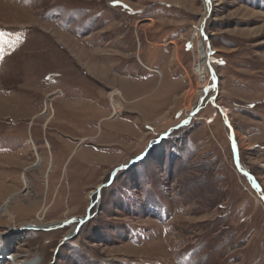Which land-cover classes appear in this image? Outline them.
<instances>
[{
	"label": "rangeland",
	"instance_id": "374dc122",
	"mask_svg": "<svg viewBox=\"0 0 264 264\" xmlns=\"http://www.w3.org/2000/svg\"><path fill=\"white\" fill-rule=\"evenodd\" d=\"M11 197L0 264H264V0H0Z\"/></svg>",
	"mask_w": 264,
	"mask_h": 264
},
{
	"label": "built area",
	"instance_id": "2783aa9c",
	"mask_svg": "<svg viewBox=\"0 0 264 264\" xmlns=\"http://www.w3.org/2000/svg\"><path fill=\"white\" fill-rule=\"evenodd\" d=\"M198 38H199L198 40H201L202 42H204V39H200V37H198ZM200 47L203 48V52L206 51L207 56H204V54H203V58L201 59L202 62H200V59H199V63H198V66L195 69V72L198 71V69L201 66H203L204 68H206V72H207L206 74H207V76L205 74L200 76L201 79L203 78V82L201 81V79L199 80L201 82V86L203 87L202 88L203 91H202V89L200 90L202 92H201V94L199 96V105H198V109L195 111V113L198 112L201 109V107L204 105V102L208 98V96L210 94V89H211L210 81L213 79V77H212L213 71H212L211 59H210V57H211L210 47H209V49H208V47L206 45L205 46L202 45ZM199 74L200 73L198 72V75ZM198 75H197V78H198Z\"/></svg>",
	"mask_w": 264,
	"mask_h": 264
},
{
	"label": "bare ground",
	"instance_id": "6f19581e",
	"mask_svg": "<svg viewBox=\"0 0 264 264\" xmlns=\"http://www.w3.org/2000/svg\"><path fill=\"white\" fill-rule=\"evenodd\" d=\"M209 7H210V5L208 4V9H207V13H206V16L204 17V19L203 20H205L206 18H207V14H208V12L210 11V9H209ZM205 43H206V45H207V42L205 41ZM205 53V52H204ZM204 56H207L206 55V53L204 54ZM207 72H205V73H201L200 74V76L201 75H206L207 76V74H206ZM198 77V82L201 84V82L199 81L200 79H201V77ZM212 77H213V79H214V74L212 75ZM203 88V87H202ZM202 88H200V90L202 89ZM202 91H203V89H202ZM202 91H200L197 95V98H199V96H200V94H201V92ZM210 96V95H209ZM208 96V98L206 99V100H209L210 99V97ZM213 99V98H212ZM215 99V98H214ZM192 111V110H191ZM224 112L225 113H229L230 111L228 110V109H226V108H224ZM189 117V116H188ZM40 163H42V159H39V165H40ZM39 165H36L35 167H37V166H39ZM35 167L33 168V169H35ZM25 179V181L27 182V178H24ZM105 187L103 186V185H101L100 186V188H99V191L100 190H102V189H104ZM14 198L13 197H11V198H9V199H7L6 201H5V203L0 207V213H3V215L4 216H8L9 214L10 215H12L10 212H9V206H10V204H11V200H13ZM9 215V216H10ZM84 223V221H82V222H80V224H83ZM66 224H64V226H65ZM64 226H62V227H64ZM36 228V227H35ZM58 229V228H57ZM32 230V229H31ZM39 230V229H38Z\"/></svg>",
	"mask_w": 264,
	"mask_h": 264
}]
</instances>
